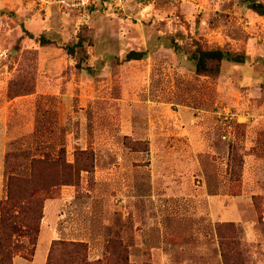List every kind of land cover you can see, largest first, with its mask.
I'll return each mask as SVG.
<instances>
[{"label":"rangeland","instance_id":"obj_1","mask_svg":"<svg viewBox=\"0 0 264 264\" xmlns=\"http://www.w3.org/2000/svg\"><path fill=\"white\" fill-rule=\"evenodd\" d=\"M197 43L245 61L197 74ZM61 148L93 167L49 188L12 264H66L64 241L91 264H224V249L264 264V16L243 0H0V200Z\"/></svg>","mask_w":264,"mask_h":264},{"label":"trees","instance_id":"obj_2","mask_svg":"<svg viewBox=\"0 0 264 264\" xmlns=\"http://www.w3.org/2000/svg\"><path fill=\"white\" fill-rule=\"evenodd\" d=\"M248 8L264 16V6L258 0H243ZM40 45L50 44L52 41L40 36L38 39ZM85 39L78 36L77 41L66 47L69 54H74L75 48H83ZM176 45V44H175ZM177 46V45H176ZM145 51L130 50L124 60H141L145 57ZM191 57L194 61V69L197 74L217 76L221 73V63L230 61L233 63H243L245 55L243 53H231L221 47H204L196 44ZM60 149L56 158L49 156L34 157L30 159L28 172L26 174H9L6 184V196L0 200V261L4 264H12L9 258L8 249L16 247L15 238L18 236L28 237L32 243H35L39 223L43 217V203L45 193L53 185L73 184L74 178L78 175L79 170H90L92 165V153L87 150H81L77 153L74 162H67ZM79 156V157H78ZM57 174L61 179L57 183H50L46 180L45 174ZM228 225L230 229L234 226ZM63 247L70 259L66 264H74L76 261L82 264H91L84 258L83 251L86 250L85 243L81 241H70ZM233 245H237L233 238ZM231 243V244H232ZM222 246L225 243H221ZM51 255V248L48 253V260ZM81 256L79 259L76 257ZM224 264H229L227 258L229 252L225 249L222 251Z\"/></svg>","mask_w":264,"mask_h":264},{"label":"built area","instance_id":"obj_3","mask_svg":"<svg viewBox=\"0 0 264 264\" xmlns=\"http://www.w3.org/2000/svg\"><path fill=\"white\" fill-rule=\"evenodd\" d=\"M56 2L63 10L69 11L89 7L92 0H56Z\"/></svg>","mask_w":264,"mask_h":264},{"label":"crops","instance_id":"obj_4","mask_svg":"<svg viewBox=\"0 0 264 264\" xmlns=\"http://www.w3.org/2000/svg\"><path fill=\"white\" fill-rule=\"evenodd\" d=\"M47 249V246H46V248H45V250ZM46 251H44V253H45ZM44 258V257H43Z\"/></svg>","mask_w":264,"mask_h":264}]
</instances>
